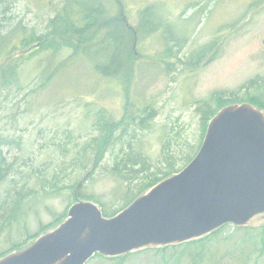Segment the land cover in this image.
I'll return each mask as SVG.
<instances>
[{
  "label": "rangeland",
  "instance_id": "374dc122",
  "mask_svg": "<svg viewBox=\"0 0 264 264\" xmlns=\"http://www.w3.org/2000/svg\"><path fill=\"white\" fill-rule=\"evenodd\" d=\"M65 1L10 0L0 20L10 17L6 28H14L20 21L46 32L49 19ZM125 1L128 24L141 28V12L150 6L148 26L154 28L163 18L166 35L177 37L181 43L171 42L172 52L165 43L163 28L145 37L136 36V76L131 95L139 106L149 105L147 120L145 126L131 125L118 131L115 143L97 166L93 150L87 146L100 134L98 114L105 110L120 119L124 110L122 85L94 69L103 59L99 47H93L91 54L48 88L40 89L44 60L39 58L22 67L24 88L0 87V161L3 158L11 166L0 190L4 197L12 181H18V185L27 184L38 191L25 206L28 233L35 234L41 222L50 224L55 214L68 211L77 185L109 209L121 207L122 184L111 171L130 147H139L147 161L146 167L135 164L128 169L136 179L130 182L134 188L147 174L165 169L169 155L176 159V166L183 165V158L202 140L200 105H219L212 99L214 92L238 91L245 97L264 90L240 91L243 84L257 77L264 85V0ZM214 39H218L217 47L207 52L197 67L185 64ZM23 221L0 236V251L9 248L12 241L22 240L27 232ZM246 226L236 229L229 223L218 237L200 244L163 252L151 248L124 260L96 256L87 264H264V213Z\"/></svg>",
  "mask_w": 264,
  "mask_h": 264
},
{
  "label": "water",
  "instance_id": "95a60500",
  "mask_svg": "<svg viewBox=\"0 0 264 264\" xmlns=\"http://www.w3.org/2000/svg\"><path fill=\"white\" fill-rule=\"evenodd\" d=\"M263 213L264 111L244 102L220 109L193 160L115 216L79 199L60 225L0 264H87L97 253L181 244Z\"/></svg>",
  "mask_w": 264,
  "mask_h": 264
},
{
  "label": "trees",
  "instance_id": "16d2710c",
  "mask_svg": "<svg viewBox=\"0 0 264 264\" xmlns=\"http://www.w3.org/2000/svg\"><path fill=\"white\" fill-rule=\"evenodd\" d=\"M10 0H0V15L3 10L7 9ZM151 7H146L141 12V28L132 27L127 21L129 10L125 0H66L64 7L57 11L56 15L49 19V29L46 32H39L34 26L17 22L14 28H6V22L10 17L7 16L0 20V87L17 86L22 89L26 83H22L20 78L22 67L31 60H44L42 65V82L40 89L48 88L57 77L68 71L73 65H76L83 57L92 53L93 47H99V53H102L103 59L94 64V69L105 77L117 80L123 87L124 94V110L120 119L115 118L108 111H100L98 114L96 125L100 134L88 143L87 148L93 150L94 167L97 166L104 158L106 151L112 146L117 139L118 131H125L131 125H144L148 114V106H139L137 100L131 95L133 79L136 76V49L134 40L138 34L141 37L149 35L160 28L165 29V43L173 52L172 45H179L181 41L172 35H166L167 23L163 18L154 28L149 27ZM153 29V30H152ZM138 32V33H136ZM188 37L184 38L186 40ZM218 39H214L207 46L196 51L185 64L188 67H197L200 59L205 54L215 49ZM20 51H22L20 53ZM169 51V50H168ZM170 55L172 53L168 52ZM166 62V61H164ZM168 63V62H166ZM40 67V66H39ZM263 80V79H262ZM262 80L253 78L241 86V90L251 88H264ZM240 92H221L216 91L212 94L213 101H219L217 107L212 106L209 102H203L199 110L202 113L203 127L202 140L195 147L193 153L183 158V165L176 166V159L169 155L165 161L167 166L158 173L147 174L141 183L134 185L135 176L130 175L128 169L131 165L142 164L146 167V157L139 147H130V150L124 157L115 162L112 168V175L122 184V200L121 207L109 209L105 204L92 196L87 195L81 189V185H77L75 198L69 204V208L78 199L92 200L97 203L104 216L112 217L128 207L137 197L148 191L151 187L184 169L197 155L205 138L209 121L218 113V111L226 106L250 103L264 111V90L260 93H248L245 97L240 96ZM149 116H152V112ZM3 142L0 135V143ZM129 146H131L129 144ZM143 166V167H144ZM11 168L10 164L0 161V188L6 182L8 173ZM134 170H132L133 172ZM129 173V174H128ZM129 182V183H128ZM15 183V185H14ZM127 183V184H126ZM73 186V185H72ZM3 191L0 190V236L8 227H12L15 223L24 220L26 233L22 240L12 241V245L0 251V257L12 252L26 248L33 243L40 235L51 231L60 225L67 217L68 211L57 216L50 224L41 222L38 232L35 234L28 233V225L25 220V206L29 199L35 196L38 191L29 187V185H18V181H12L10 187L6 189L4 197ZM67 207V208H68ZM68 208V209H69ZM226 225V224H225ZM224 225V226H225ZM220 227L209 235L187 241L181 244L167 245L163 247H148L125 255L108 257L97 253L94 257H103L109 260L125 259L137 252L147 249L157 251H166L176 249L178 247L200 244L212 238L218 237L224 228ZM247 228V226H236V229ZM31 240V241H30ZM30 241V242H28ZM93 257V258H94ZM90 261V260H89ZM88 261V262H89ZM87 262V263H88Z\"/></svg>",
  "mask_w": 264,
  "mask_h": 264
}]
</instances>
